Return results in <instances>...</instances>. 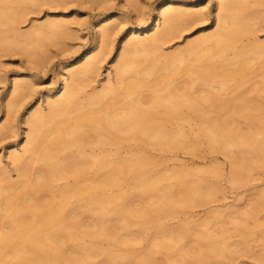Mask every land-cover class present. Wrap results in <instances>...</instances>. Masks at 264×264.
<instances>
[{
    "label": "bare ground",
    "instance_id": "6f19581e",
    "mask_svg": "<svg viewBox=\"0 0 264 264\" xmlns=\"http://www.w3.org/2000/svg\"><path fill=\"white\" fill-rule=\"evenodd\" d=\"M41 1L50 4L61 2L0 0V47L12 50L18 48L32 55V49L43 48L46 41L61 38L66 33L69 24L63 20H49L26 35L17 30L16 24L25 18L31 4ZM127 1L134 10L138 8L139 0ZM254 6L264 7V0H216L214 10L217 24L213 32L189 42L184 49L160 53L167 42L187 28L203 11L178 7L174 2L162 4L154 22L155 30L139 36L136 27H131L133 32L124 40L114 77L109 73V79L101 90L92 88L93 91L80 100L78 96L96 75L108 50L111 51L100 43L104 40L107 43L114 31L113 24L99 26L100 21L96 24L95 46L87 51L86 60L66 70L62 75L61 94L47 100L45 109L40 106L27 119L28 140L22 152L13 151L9 154L10 162L17 166L38 155L39 167L34 173L30 191L25 194L20 189L27 180V170H23L15 182L0 179V215H10L9 222L0 232V264H77L74 259H78L80 254L73 247L70 248V244L73 246L74 231L91 238H102L117 246V234L126 227L155 225V232H159L164 226L153 220L155 216L177 211L178 207L198 194L204 193V200L214 195L215 185L206 175L217 179L220 173L218 167L213 170H171L146 177L147 161L155 157L152 152L125 159L104 152L108 145L116 146L118 151L127 144H144L160 153L189 150L192 140L182 126L171 128L165 125L158 128L148 122L157 106L163 108L166 123L173 120H193L196 123L193 139L196 140L199 135L205 136L212 150L230 159L228 178L233 185L241 184L245 180L244 175L248 176L258 166H264V104L249 106L242 93L241 96L238 94L239 104L236 101L234 105L230 100L221 98L220 94L197 98L192 94L193 80H188L180 89L174 87L172 81L177 72L185 68L198 80L213 82L216 78L220 79L221 92L226 90L230 80L241 77L254 66L264 67V42L258 39L252 42L243 40L246 34L255 36L260 22H264V12L255 10ZM151 22L146 20L143 28L147 29ZM97 47H100L99 51ZM229 50H236L233 58L229 57ZM161 71L167 73L169 83L154 95L146 108L143 106L146 98L141 95L140 87ZM31 86L30 81L15 79L11 90L14 95L10 94L12 97L8 107L16 109L19 98L23 96L22 91ZM261 90L264 92V78ZM132 95H135L132 100H124L125 96ZM119 99L125 101L123 109L102 114V111L112 109ZM210 106L214 108L213 113L207 111ZM247 110L258 111L262 117L247 115L246 127L241 129L234 123ZM99 112L101 114L96 116ZM233 146L238 148L236 155L232 153ZM73 149L76 150L75 155H72ZM246 153L252 155V161L245 159ZM5 171L6 167L0 160V176ZM129 174L144 175L137 186L130 188L136 191L128 190L123 197H118L113 189L122 187ZM183 175H198L199 179L192 186L179 191L168 180L182 179ZM66 179L70 181L59 190L55 189V182ZM80 184H88V196L85 204L75 206L70 203L69 197ZM46 191L51 193V198L44 200L42 195ZM57 192L60 193L58 196L61 201L58 208L51 211L48 204L51 199L57 198ZM135 194L145 198L151 195L156 198L155 203L144 200L131 206L129 201ZM258 195L264 198V190ZM259 204L251 205L250 209H255ZM194 235L197 239L212 238L211 234L202 231ZM136 237H141V230L137 231ZM17 240H21L23 245L20 246ZM164 244L159 242L156 246L163 248ZM25 247L32 249L33 253L25 254ZM199 251L201 260L222 254L216 246ZM7 252L12 256L9 262L4 259ZM84 255L88 256L89 251L84 250ZM261 261L264 264V257Z\"/></svg>",
    "mask_w": 264,
    "mask_h": 264
},
{
    "label": "rangeland",
    "instance_id": "374dc122",
    "mask_svg": "<svg viewBox=\"0 0 264 264\" xmlns=\"http://www.w3.org/2000/svg\"><path fill=\"white\" fill-rule=\"evenodd\" d=\"M215 1L139 0L136 10L127 0H61L54 4L43 1L31 4L25 18L16 24L21 34H30L49 20L66 21L69 29H65L66 33H63L61 38L46 41L43 48L32 49V55H27L18 48L12 50L0 47V160L6 167L0 179L5 178L10 182H15L21 172L27 170V180L20 190L24 194L30 191L34 173L39 167V156L33 155L17 166L10 162L9 154L13 151L22 152L28 140L27 119L35 114L40 106L45 109L47 100L61 94L62 75L66 70L79 66L86 60L87 51L95 46L98 30L96 24L99 21V26L106 23L113 24L114 31L107 43L106 40L100 43L101 46H108L111 51L108 50L100 62L96 75L85 86L84 92L78 96L80 100H83L86 94L91 93L92 88L96 91L101 90L109 79V73H112V78L114 77L115 67L123 52L124 40L129 38L133 32L131 27H136L135 31L139 36H145L155 30L154 22H156L162 4L174 2L178 7L186 6L193 10H203L196 20L191 21L187 28L167 42L160 51V53H171L184 49L189 42L216 29ZM253 8L264 12L262 6ZM106 19L109 20L106 21ZM146 20L152 22L147 29H144L143 25ZM259 25L255 36L252 34L243 36L245 42H252L254 39L264 42V22H260ZM96 50L99 51L100 47ZM235 54L236 50L228 52L229 57L232 58ZM263 78L264 67L256 65L241 77L230 80L226 90L221 92H219L220 79L216 78L213 82L198 80L185 68L178 71L172 81L173 86L180 89L188 80H193L192 94L197 98L203 95L214 97L220 94L221 98L230 100L231 104L236 101L239 104L238 94L242 93L249 106H260L264 104V92L261 90ZM15 79L30 81L32 86L22 91L23 96L19 98V106L12 109L8 107V101L14 95L11 90ZM168 83L167 73L161 71L158 76L150 78L147 84L141 86L140 93L146 98L143 106L148 108L154 95L160 93L159 91ZM134 97L135 95L125 96L124 100H132ZM125 101L117 100L112 109L104 110L102 114L111 110L123 109ZM213 110L212 106L207 107L208 112L213 113ZM100 114L99 112L96 116ZM247 115L261 116L262 113L247 110L237 117L234 125L245 129ZM148 122L154 123L158 128H163L165 125L171 128L177 125L182 126L192 140L190 149L160 153L144 144H127L118 151L116 146L108 145L104 152L122 159L152 152L155 157L147 161L148 167L144 172L146 177L171 170H213L218 167L220 173L217 179H213L210 174L206 175L208 180L215 185L214 195L204 200L202 198L206 195L198 194L194 199H189L185 205L178 207L177 211L168 215L155 216L153 220L162 223V227L164 226L163 230H158L159 232H155V225L141 227L136 224L126 227L117 234L119 240L117 246L109 244L102 238H91L85 236L84 233L74 231L73 246L70 244V248L73 247L80 254L74 262L77 264H138L140 262L143 264L145 261H147L145 264L151 262V264H263L261 260L264 257V198L258 193L264 190V166L260 165L250 175H244L245 180L241 184L233 185L228 178L231 169L230 159L223 153L212 150L205 136L199 135L196 140L193 139V133L197 130L193 120L188 122L173 120L166 123L163 108L157 106L148 118ZM73 150L72 155H75L76 150ZM88 150L89 153L90 150ZM231 150L234 155L238 153L236 146H233ZM245 159L252 161L253 157L250 153H246ZM143 175H127L124 185L114 188L113 193L118 197H123L128 190L136 191L130 188L137 186ZM198 179V175H183L182 179L171 178L168 181L174 183L176 189L181 191L184 187L192 186ZM69 181L66 179L55 182L54 185L57 187L55 189L59 190ZM88 184H80L79 188L70 194L69 201L72 205L85 204ZM58 195H60L59 192L56 193L57 198L51 199L48 204L51 211H55L60 204L61 199ZM42 196L45 200L47 197L51 198V193L46 191ZM154 199L156 198L151 195L145 198L135 194L129 203L131 206H136L139 202L146 200L152 204ZM257 203L260 204L255 209H250L251 205ZM9 216L8 213L0 215V232L9 222ZM242 217L244 219L241 221ZM138 230H141V237H136ZM196 230L211 234L212 238L197 239L194 235L198 232ZM136 238L139 239L134 242L133 239ZM159 242L166 243L168 246L164 244L162 249L157 248L156 244ZM17 243L20 246L23 245L21 240H17ZM209 246L218 247L222 254L201 260L198 257L199 250H204ZM84 250L89 251L88 256L84 255ZM24 253L31 255L33 252L29 247H25ZM11 257V253L7 252L4 259L9 262ZM71 261L70 257V263Z\"/></svg>",
    "mask_w": 264,
    "mask_h": 264
}]
</instances>
